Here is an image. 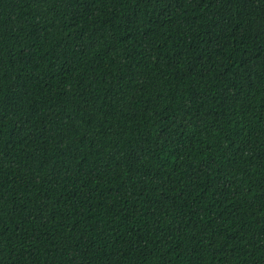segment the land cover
<instances>
[{
	"label": "trees",
	"instance_id": "16d2710c",
	"mask_svg": "<svg viewBox=\"0 0 264 264\" xmlns=\"http://www.w3.org/2000/svg\"><path fill=\"white\" fill-rule=\"evenodd\" d=\"M0 264H264V0H0Z\"/></svg>",
	"mask_w": 264,
	"mask_h": 264
}]
</instances>
